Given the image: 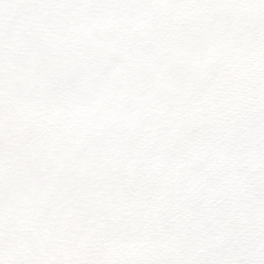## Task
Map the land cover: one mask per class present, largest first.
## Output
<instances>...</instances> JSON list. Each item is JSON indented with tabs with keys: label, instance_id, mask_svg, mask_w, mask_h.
Segmentation results:
<instances>
[{
	"label": "snow or ice",
	"instance_id": "6c2138e0",
	"mask_svg": "<svg viewBox=\"0 0 264 264\" xmlns=\"http://www.w3.org/2000/svg\"><path fill=\"white\" fill-rule=\"evenodd\" d=\"M0 264H264V0H0Z\"/></svg>",
	"mask_w": 264,
	"mask_h": 264
}]
</instances>
